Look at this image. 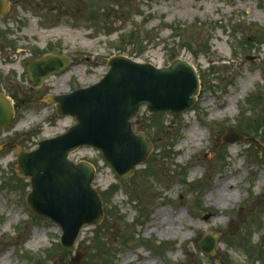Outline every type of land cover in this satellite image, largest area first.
Segmentation results:
<instances>
[{"label": "rangeland", "instance_id": "rangeland-1", "mask_svg": "<svg viewBox=\"0 0 264 264\" xmlns=\"http://www.w3.org/2000/svg\"><path fill=\"white\" fill-rule=\"evenodd\" d=\"M26 4L15 15L23 19V49L63 54L72 65L33 90L20 80L18 63L5 67L13 80L0 63V92L12 102L27 99L0 134V264H73L79 252L81 264H264V160L248 141L224 144L229 131L264 144V0ZM117 56L158 68L182 58L198 71L201 92L179 115L141 109L133 129L153 149L128 180L100 151L83 147L71 155L95 167L105 215L67 250L61 227L28 207L31 183L18 176L12 147L33 152L75 126L46 100L99 83ZM231 178L225 199H234L223 208L217 189ZM208 235L217 239L212 255L200 247Z\"/></svg>", "mask_w": 264, "mask_h": 264}, {"label": "water", "instance_id": "water-1", "mask_svg": "<svg viewBox=\"0 0 264 264\" xmlns=\"http://www.w3.org/2000/svg\"><path fill=\"white\" fill-rule=\"evenodd\" d=\"M5 4L6 0H0V10ZM68 65L66 57H45L32 68L33 75H38L35 85L39 86L43 77L63 72ZM109 66L100 83L49 99L57 104L58 115L76 119L74 127L62 136L40 142L36 151L16 149L18 174L31 180L28 205L37 215L61 226L62 244L68 250L74 248L84 226L100 225L104 219L102 199L92 186L95 168L86 162H72L71 153L86 146L97 149L120 176L130 178L153 149L146 135L133 131L132 120L140 109L145 106L150 114H181L200 94L196 69L182 59L159 69L120 56L112 58ZM18 107L0 94V130L10 126ZM239 141L255 144L264 159V145L259 141L235 131L224 137L225 145ZM216 247L215 236H207L201 243L202 251L210 255ZM82 256L77 253L74 264H81Z\"/></svg>", "mask_w": 264, "mask_h": 264}, {"label": "flooded vegetation", "instance_id": "flooded-vegetation-1", "mask_svg": "<svg viewBox=\"0 0 264 264\" xmlns=\"http://www.w3.org/2000/svg\"><path fill=\"white\" fill-rule=\"evenodd\" d=\"M28 1L31 0H6L4 8L0 10V63H3L2 70L7 72L5 73L6 76H4L6 77L5 79L10 80L15 79V73H13L10 69L6 71V64L18 63L19 67L22 69L19 75L20 80L25 83L27 82L31 89L36 90L32 84L30 68L37 60L49 52H39L38 54L37 52H33L32 49H23L24 44L20 43L26 39L25 35H23V31L21 30L20 32L19 30L23 19L16 18L15 15L17 11L23 12L27 9L26 6L28 5L26 3ZM12 32H16L17 34L19 33L20 35ZM4 37L6 40H4ZM12 82L13 81H11V84ZM3 90H5V88H3ZM26 102V98H22L19 101L14 100V103H22V107H20L18 111L26 105ZM1 133L3 132H0V134Z\"/></svg>", "mask_w": 264, "mask_h": 264}, {"label": "bare ground", "instance_id": "bare-ground-1", "mask_svg": "<svg viewBox=\"0 0 264 264\" xmlns=\"http://www.w3.org/2000/svg\"><path fill=\"white\" fill-rule=\"evenodd\" d=\"M235 179L236 178H231L229 180L223 181L221 183V186L217 189V195L219 197L220 203L223 204V208L228 206L229 202H232L234 199V196L231 198H228L227 200L225 198L229 196L227 189L231 187V183H235ZM164 216H166L167 219H170V217H171L168 213H166ZM158 222L161 223L162 220L159 219Z\"/></svg>", "mask_w": 264, "mask_h": 264}]
</instances>
